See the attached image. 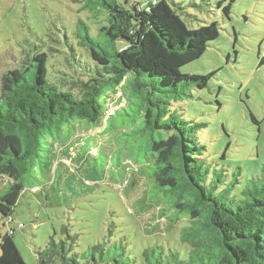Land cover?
Segmentation results:
<instances>
[{"label":"trees","instance_id":"16d2710c","mask_svg":"<svg viewBox=\"0 0 264 264\" xmlns=\"http://www.w3.org/2000/svg\"><path fill=\"white\" fill-rule=\"evenodd\" d=\"M73 1L82 2L79 10L92 15L94 10L106 13V24L97 32L101 40L93 38L90 27L78 19L76 35L83 51L69 45L63 68L61 63V68L49 65L47 53L40 52L13 62L1 76L0 177L9 183L0 200L3 217L14 211L34 158L42 157L38 153L41 138L61 132L64 125H101L107 111L101 96L110 89L118 105L119 86L131 76V91L145 103V129L161 135L150 147L153 153L147 164L152 174L144 176L153 181L157 199H148L144 213L157 209L155 218H164V230L173 229L184 218L179 238L188 250L155 244L135 259L127 254L123 238L111 240L114 229L109 225L103 240L77 254H70L76 235L66 231L67 238L58 242L51 238L47 247L37 251L38 263L264 264V162L259 175L235 190L236 178L225 182L226 174L204 155L198 132L206 125L187 121L171 108L173 101L187 99L192 89L208 84L213 72L187 74L180 68L202 56L219 36L218 24L190 29L169 0ZM85 50L91 63L82 61ZM162 131L167 137H162ZM64 157L74 160L75 156L66 153ZM125 161L130 164L121 163L125 173L118 184L130 192L143 180L139 165ZM60 164L70 173L63 161ZM50 172L48 167L44 176ZM163 201L167 204L162 206ZM138 210L143 209L138 206ZM14 233L10 228L0 235V264H28L13 241Z\"/></svg>","mask_w":264,"mask_h":264},{"label":"rangeland","instance_id":"374dc122","mask_svg":"<svg viewBox=\"0 0 264 264\" xmlns=\"http://www.w3.org/2000/svg\"><path fill=\"white\" fill-rule=\"evenodd\" d=\"M169 1L190 29L218 24L219 36L202 56L180 68L187 74L213 72L208 84L192 89L187 99L173 101L171 108L187 121L206 125L198 132L204 155L226 174L225 182L236 178L238 191L260 174L264 162V0ZM81 5L73 0H0V80L13 62L40 52L47 53L49 65L63 68L69 45L83 51L76 35L78 19L100 41L97 32L106 24V13L94 10L92 15L79 10ZM85 51L82 61L91 63ZM130 82L131 76H126L120 84L118 105L110 89L101 96L107 111L98 127L64 125L61 132L41 138L42 157L36 156L34 168L24 175L14 211L7 218L0 212V235L15 229L13 241L26 263L39 264L37 251L51 238L56 242L67 238L66 231L77 236L70 254L81 253L103 240L109 225L114 229L111 240L123 238L127 254L135 259L155 244L188 250L179 238L184 218L164 230V218H155L157 209L144 213L148 199H157L153 181L144 176L152 174L147 164L153 153L150 147L161 135L145 129V103L131 91ZM167 135L162 131V137ZM66 153L74 160L65 158ZM54 159L63 161L70 173ZM125 160L139 165L143 180L130 192L118 184L125 173L121 163L130 164ZM48 167L51 172L45 177ZM8 185L0 177V200Z\"/></svg>","mask_w":264,"mask_h":264}]
</instances>
